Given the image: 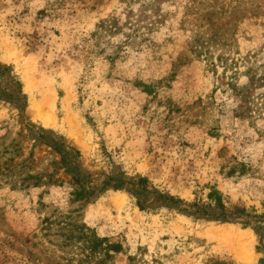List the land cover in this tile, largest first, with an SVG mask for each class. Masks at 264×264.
Instances as JSON below:
<instances>
[{"label":"rangeland","instance_id":"1","mask_svg":"<svg viewBox=\"0 0 264 264\" xmlns=\"http://www.w3.org/2000/svg\"><path fill=\"white\" fill-rule=\"evenodd\" d=\"M82 225L264 264V0H0V264H92Z\"/></svg>","mask_w":264,"mask_h":264},{"label":"trees","instance_id":"2","mask_svg":"<svg viewBox=\"0 0 264 264\" xmlns=\"http://www.w3.org/2000/svg\"><path fill=\"white\" fill-rule=\"evenodd\" d=\"M209 197L215 201V204L222 209L221 216L227 217L226 204L224 202L223 194L214 190L209 194ZM64 229L61 225L60 230ZM78 231L81 233V237L87 239L88 244L85 246L87 250H89L87 254V260L92 264H109L111 262L114 253L121 251V246L119 245H103L104 241L100 240V238L87 226L82 225L81 228L78 227ZM68 241H65L64 244H70L72 242L73 234H64ZM80 237V238H81ZM103 242V244H102Z\"/></svg>","mask_w":264,"mask_h":264},{"label":"bare ground","instance_id":"3","mask_svg":"<svg viewBox=\"0 0 264 264\" xmlns=\"http://www.w3.org/2000/svg\"><path fill=\"white\" fill-rule=\"evenodd\" d=\"M51 100V99H50ZM44 105V104H43ZM47 105H49V104H47ZM42 106V105H41ZM50 106V105H49ZM41 109V108H40ZM37 110H39V105L38 104H36L35 105V109H33V111H37ZM41 113V112H40ZM50 116L52 115V114H49ZM53 116V115H52ZM49 117V116H48ZM51 119H55L54 117H52ZM238 238H241V236H239ZM242 239V238H241ZM240 241V240H239ZM242 258H244V260H246V261H252L251 260V258H250V254L248 253V252H244V251H242Z\"/></svg>","mask_w":264,"mask_h":264}]
</instances>
